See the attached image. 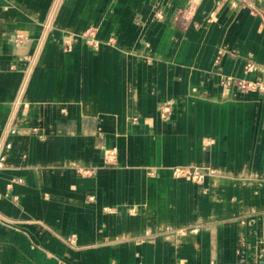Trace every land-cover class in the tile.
Instances as JSON below:
<instances>
[{"label":"crops","instance_id":"obj_1","mask_svg":"<svg viewBox=\"0 0 264 264\" xmlns=\"http://www.w3.org/2000/svg\"><path fill=\"white\" fill-rule=\"evenodd\" d=\"M263 261L264 0H0V264Z\"/></svg>","mask_w":264,"mask_h":264},{"label":"built area","instance_id":"obj_2","mask_svg":"<svg viewBox=\"0 0 264 264\" xmlns=\"http://www.w3.org/2000/svg\"><path fill=\"white\" fill-rule=\"evenodd\" d=\"M156 17H157L158 19H162V14H161V13H157V14H156ZM237 86H239V87H249L250 84L237 83ZM168 110H169V108H168V106H166V105L163 106L162 108H160V111L163 112V113H167ZM106 161H108V160L106 159ZM262 264H264V261L262 262Z\"/></svg>","mask_w":264,"mask_h":264}]
</instances>
